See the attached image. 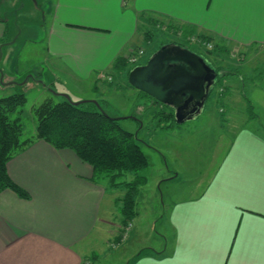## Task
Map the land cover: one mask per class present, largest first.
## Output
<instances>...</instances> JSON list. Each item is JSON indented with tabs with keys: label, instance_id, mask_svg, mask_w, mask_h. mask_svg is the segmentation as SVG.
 I'll list each match as a JSON object with an SVG mask.
<instances>
[{
	"label": "crops",
	"instance_id": "obj_1",
	"mask_svg": "<svg viewBox=\"0 0 264 264\" xmlns=\"http://www.w3.org/2000/svg\"><path fill=\"white\" fill-rule=\"evenodd\" d=\"M17 2L21 7L23 0ZM3 14L1 6L0 44L13 33ZM148 17L168 25L175 36H199L214 45V53H207L219 64L218 77L242 78L247 59L256 62L264 54V0H57L46 48L55 63L41 73L23 74L42 85L46 72L51 88L63 74L74 81L113 83L115 74L123 73L117 63L147 41L139 29ZM7 76L3 91L24 85L18 71ZM261 99L264 109V94ZM36 134L37 126L33 142L7 165L29 199L10 189L0 193V264H96L94 238L102 235L114 248L119 236L102 215L108 189L74 151L58 150ZM216 170L202 194L171 206L162 221L166 249L144 247L125 257L129 264H264V136L242 128Z\"/></svg>",
	"mask_w": 264,
	"mask_h": 264
},
{
	"label": "rangeland",
	"instance_id": "obj_2",
	"mask_svg": "<svg viewBox=\"0 0 264 264\" xmlns=\"http://www.w3.org/2000/svg\"><path fill=\"white\" fill-rule=\"evenodd\" d=\"M9 1L13 2L0 1V7H4L3 16L9 15L6 19H9L11 30L13 29L12 35H7L0 44V69L3 72V75L0 73V98L25 93L27 103L20 115L23 139L29 140L35 133L37 120L34 109L47 100H62L63 97L54 93L57 92L68 94L74 102H100L109 116L121 119L120 125L126 132L137 136L149 158V167L140 172L145 180L135 198L136 215L132 221L135 228L129 241L130 234L124 241L121 238L123 216L120 210L127 189H114L107 180L104 181L108 193L102 215L107 216L110 230L120 234L116 242L120 245L110 248L109 242H102V235L96 236L93 240L94 250L99 258L96 264H129L125 257H130L144 247L164 251L166 240L161 237L163 219L171 206L182 199L200 195L207 189L210 178L216 173L231 142L242 128H249L264 136V109L261 99L264 91L260 89L264 83V65L260 63L264 62V54L256 62L252 61V57L247 59L246 65L241 68L243 79L240 77L232 80V77L220 75L202 115L178 125L173 122L175 116L173 119L166 117L175 111L132 87L127 72L145 65L161 46L168 43L185 46L201 55L212 68L218 69L219 64L211 56L214 53L211 51L215 50L214 45L212 49H208L207 46L192 41V38L200 39L199 36H189L186 39L182 33H176L178 36H175L168 31V25L148 17L143 19L139 29L140 35L147 39L140 43L146 52L145 56L134 65L127 58L124 59V63H121L123 73L115 74L113 83L74 81L63 74L58 79L60 83H55L51 88L48 86L52 84L51 76L44 72L43 78L48 83L45 82L46 87H49L45 90L44 85L29 83L33 80L32 74L23 73L45 71L55 63L46 56V48L49 41L47 31L51 26L57 0H23L26 4L23 12H20L19 2L15 11H9ZM38 9H42V13ZM182 36L185 40H182ZM224 59L228 60L226 56ZM233 69H236L235 65L231 70L234 71ZM14 70L18 71L20 83L24 85L18 86L12 92L3 91L4 83L9 81L6 80L9 76L7 74ZM234 96H237V100L231 99ZM163 111L167 113L166 116L162 114ZM175 175L179 177L176 178ZM136 178V175L129 173L117 181L128 183Z\"/></svg>",
	"mask_w": 264,
	"mask_h": 264
},
{
	"label": "trees",
	"instance_id": "obj_3",
	"mask_svg": "<svg viewBox=\"0 0 264 264\" xmlns=\"http://www.w3.org/2000/svg\"><path fill=\"white\" fill-rule=\"evenodd\" d=\"M121 63L124 60L117 63V68L122 72ZM129 73L130 70L127 75ZM26 103L27 97L22 92L0 99V193L10 189L21 198L29 199V195L13 182L7 170L11 159L34 140L23 139L20 115ZM34 112L37 120L35 139L43 140L58 150L74 151L82 161L93 167L95 181L107 180L114 189H127L120 211L122 227L128 226L136 215L135 198L145 180L140 172L149 167V158L137 136L126 132L120 125L121 119L109 116L100 102L86 101L77 105L65 98L59 102L47 100ZM162 114L166 116L167 113L163 111ZM166 117L173 119L174 114L169 113ZM129 173L137 178L123 184L117 181Z\"/></svg>",
	"mask_w": 264,
	"mask_h": 264
},
{
	"label": "water",
	"instance_id": "obj_4",
	"mask_svg": "<svg viewBox=\"0 0 264 264\" xmlns=\"http://www.w3.org/2000/svg\"><path fill=\"white\" fill-rule=\"evenodd\" d=\"M217 77V71L201 55L180 44L168 43L145 65L133 68L128 81L132 87L173 109L175 122L181 125L202 115ZM42 85L46 87L43 82ZM54 93L77 105L86 102H74L68 94Z\"/></svg>",
	"mask_w": 264,
	"mask_h": 264
},
{
	"label": "built area",
	"instance_id": "obj_5",
	"mask_svg": "<svg viewBox=\"0 0 264 264\" xmlns=\"http://www.w3.org/2000/svg\"><path fill=\"white\" fill-rule=\"evenodd\" d=\"M192 41H194L195 43L203 44L204 46H207L208 49H212V47H213L211 43H204V42H202V40H200L198 38H192ZM145 54H146V52H145V50L143 48L134 49L127 56L128 62L130 64H133V65L137 64L140 61V59L145 56ZM103 78L105 79L106 77L103 76ZM112 80H113L112 78H109V81L112 82ZM122 230H123V232H122V237L121 238L124 241L128 237V235L132 232L133 223L131 222V223L128 224V226L122 227ZM119 245H120V243H115L112 246L114 248H116Z\"/></svg>",
	"mask_w": 264,
	"mask_h": 264
},
{
	"label": "flooded vegetation",
	"instance_id": "obj_6",
	"mask_svg": "<svg viewBox=\"0 0 264 264\" xmlns=\"http://www.w3.org/2000/svg\"><path fill=\"white\" fill-rule=\"evenodd\" d=\"M0 1H1V0H0ZM17 1H19V0H13V2L9 1V3H8V4H9V7H8L9 10H11V9H10L11 7L16 8V6H15V2H17ZM23 5H24V4H22L21 7H22ZM41 8L43 9V7H41ZM15 10H16V9H15ZM15 10H13V11H15ZM18 14H19V11H18Z\"/></svg>",
	"mask_w": 264,
	"mask_h": 264
}]
</instances>
